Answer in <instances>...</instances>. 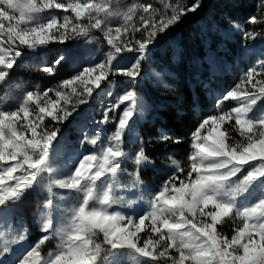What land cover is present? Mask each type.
<instances>
[{
  "label": "snow or ice",
  "instance_id": "obj_1",
  "mask_svg": "<svg viewBox=\"0 0 264 264\" xmlns=\"http://www.w3.org/2000/svg\"><path fill=\"white\" fill-rule=\"evenodd\" d=\"M200 4L201 0H194L191 6H187L177 0L175 4L166 5L163 12L153 9L150 4L142 9L130 8L123 15L125 33L137 11L145 14L141 15L140 20L146 35L136 40L133 46L121 37L120 27L113 30L107 25L108 18L118 14L112 10L110 0H68L67 3L64 0H0V37H6L0 39V82L6 80L9 70L23 55L20 46L35 51L50 41L64 42L75 38L66 34L69 26L77 36H87L92 29L100 30L112 50L107 53L105 62L84 68L71 79L64 80L55 91L57 98H62L67 105L72 95L76 94L80 104L86 103L80 96L86 92L90 97L94 89L87 86L85 74L98 69L100 74L91 82L95 88H100L101 81L107 79L110 73L127 78L126 90L118 95L116 103H109L102 109L103 119L96 122L108 123L109 113L123 105L118 118H113L118 119L115 131L106 144L100 145L98 152L81 154L82 158L74 161V170L65 178L49 180V196L40 210L44 234L11 264H121L119 257L124 254L122 250H126L136 264H141L142 258H150L155 264L161 260L163 264H264V114L249 115L252 107L264 98V80L255 79L260 75L255 67L250 68L242 78V82L250 84L254 91H246L238 85L217 101L218 104L221 99L243 101L241 107L233 109L235 124L244 138L242 142L226 143L224 132L213 136L225 121V115L204 119L192 134L194 151L190 156L192 163L187 182L181 180L180 186L176 187L177 173L174 172L169 181L149 199V210L138 217V223L135 217L108 211L117 202L112 191L117 184V174L122 171L121 163L134 159L137 172L132 186L135 187L139 184V166L148 162L143 147L134 157H130L121 147L125 131L137 122L136 117L143 115V101L133 90L141 76V61L151 50L150 46L157 43L159 35L182 22L188 13L196 12ZM50 9L71 10L77 21L86 19L87 23L72 24L67 15L59 25L55 15L41 21L40 14ZM15 13L19 14L18 18ZM5 21H8L7 26ZM249 22L258 21L253 16ZM230 23L234 29L241 30L235 22ZM113 32L120 39H115ZM243 35L255 39L254 33L244 32ZM124 52L134 54L132 61L123 67H115L113 61ZM62 60L63 57L58 58L55 64ZM42 71L52 74L54 66H44ZM155 75L159 77L161 73L156 72ZM76 82L85 85L79 94L74 86ZM69 87L72 89L70 93L60 90ZM49 91H28L17 110L0 108V222H8L3 210L21 201L37 183L40 174L48 169L49 150L59 129L45 128V116L62 122L76 110L73 104L71 110L61 107L54 111L49 105L58 101L49 98ZM33 113L34 119L31 118ZM227 118L232 119L233 116ZM202 130H206L207 135H203ZM28 132L31 133L30 138L26 135ZM99 138V129L92 134L84 129L80 144L95 148ZM160 139L169 140L171 137L162 132ZM209 140L212 142L208 143ZM9 161L13 163L9 164ZM252 162H258V165ZM245 165L249 166L247 174L234 185L231 178L241 173ZM193 172L196 174L194 180L190 179ZM108 177H111L110 181ZM97 182H100L99 186ZM53 185L77 194L76 202L63 210L59 227L51 218L54 207L52 196L55 195ZM241 194H246L245 203L237 207L235 198ZM209 205L211 210L205 212ZM232 215L241 219L243 226L237 227L235 234L228 238L217 231L216 225L223 222L222 218ZM198 217H205V220ZM207 217H211V222H207ZM146 220L151 221V233L159 234V238L153 239L149 234L140 246L138 233L144 230ZM129 225H133L135 231ZM26 231L16 232L10 240H4L0 246V257L12 255L15 249L9 245L26 241ZM101 234L102 241L98 243L95 238ZM53 238L60 241L57 251L45 259L41 255V246ZM172 248L178 256L168 254ZM102 253L107 255L102 257ZM0 264H4V260L0 259Z\"/></svg>",
  "mask_w": 264,
  "mask_h": 264
},
{
  "label": "rangeland",
  "instance_id": "obj_2",
  "mask_svg": "<svg viewBox=\"0 0 264 264\" xmlns=\"http://www.w3.org/2000/svg\"><path fill=\"white\" fill-rule=\"evenodd\" d=\"M216 1L201 0L200 7L196 12L188 13L182 18V22L172 26L165 34L157 37V43L150 46L151 50L141 61V76L133 90L143 101V115L136 117L137 122L125 131L121 143L123 151L128 153L130 157H134L141 147L145 153L146 145L151 142V139L142 137L140 127L158 118L160 110H165L170 99L169 96L173 92L172 83L182 84V86L190 89L197 88L205 98L204 106L201 109L196 108V116L200 117L197 121L198 126L206 118L225 115V121L220 125L218 132L213 133V136H218L219 132H224L228 144H237L243 141L244 138L241 137L238 126L235 124L233 113V109L241 107L243 101L232 99L224 101L221 99L219 104L217 101L218 98H222L223 95L238 85L246 91H254L250 84L242 82V78L245 77L250 68L255 67L260 73L259 76L255 77L256 80H264V63H262L264 62V29L255 35V39L250 37L246 43L238 41L237 36L242 31V25L238 24L241 30L234 29L226 14L215 9ZM64 2L67 3L68 0H64ZM110 2L112 10L118 14L110 16L107 25L113 30L120 27L121 37L135 46V41L143 39L146 35L140 20L141 15L145 14L142 11H137L128 24L126 33L123 28L125 23L123 15L130 8L142 9L143 6L149 4L153 9L163 12L166 5L175 4L177 0H110ZM178 2L191 6L194 0H178ZM15 15L18 18L19 14L15 13ZM49 15L57 17L58 25L63 23L65 15L70 17L72 24L87 23L86 19L77 21L71 10L65 12L63 9L47 10L40 14L39 19L44 21ZM201 16H204L205 24L201 22ZM7 24L8 21H5L6 26ZM135 29L140 30L136 31ZM66 34L75 38H69L64 42L50 41L46 46L39 47L35 51L20 46L23 49V55L17 59L13 69L9 70L6 80L0 82V108L4 110H17L28 91L42 93L45 90H51L49 91V98L54 102L58 101V103L49 105L54 111H58L61 107H67L71 110L73 104L76 105L73 115L62 122L53 121L50 116L44 118L43 126L49 130L59 129V133L49 150L48 169L40 174L37 183L25 193L21 201L9 205L7 209L3 210L7 214L8 222H0V246L4 240H10L16 232L27 230L26 241L17 242L16 245L10 244L9 247L15 249L14 253L0 257L4 260V264H11L12 260L25 253L44 234L42 232L43 217L40 210L49 196L47 191L49 180L65 178L70 171L74 170V161L77 158H82L81 154L87 155L98 152L100 145L106 144L108 138L115 131L118 119L114 120L113 118H118L123 108L121 105L115 112H110L108 123H96L103 119L102 109L107 107L109 103H116V98L126 90L127 86V78L110 73L107 79L101 81L100 88H95L91 82L100 74L99 69L91 74H85L88 80L87 86L94 89L90 97L86 92L80 96L81 99L87 101L86 103L80 104L76 94L72 95L67 105L64 104L62 98L55 96V91L59 89L64 80L71 79L84 68L94 67L96 64L105 62L107 53L112 50L100 30L92 29L87 36H77L71 32L69 26ZM113 37L120 39V37H115L114 32ZM0 39H6V37H0ZM16 43L19 44L18 41ZM196 43L201 46H197ZM133 56V53H121L113 61V65L123 67L132 61ZM60 57H63V60L56 65L55 62ZM44 66H54V72L52 74L43 72ZM191 71L195 75V81ZM156 72L161 73V75L157 77ZM202 74L204 76L201 77ZM165 84L168 87H164ZM74 86H76V93L79 94L85 85L76 82ZM60 90L67 93L72 91L71 87ZM109 93L112 95H108ZM32 107L34 108L35 105L33 104ZM201 110L204 115H202ZM261 114H264V98L259 100L249 113L250 116ZM229 115H232L233 118L228 119ZM31 118H35V113ZM84 129H87L90 134L97 129L100 130L99 142L95 148L92 145L81 146L80 141ZM37 131L39 132L40 129L38 128ZM158 133V140L160 141L161 130H158ZM192 134L190 135V143L183 150L165 153V157L158 161H154L145 155L148 162L139 166V184L135 187L132 184L135 180L134 174L137 172V165L134 159L124 160L121 163L122 171L116 177L117 184L112 191L113 198L117 202L113 203L108 211L119 212L127 217H135L138 223V217L149 210V199L162 188L165 182L169 181V177L174 172L177 173L176 187L180 186L181 180L187 182L192 163L190 156L194 151ZM202 134L207 135V131L202 130ZM26 135L31 137L30 132ZM211 142V140L208 141V143ZM8 163L13 162L9 161ZM252 163L258 165V162ZM177 164L179 168H177ZM181 169L182 171H180ZM248 170L249 166L245 165L241 173L231 178L233 184L235 185L242 180ZM143 176H150L151 179L145 180ZM195 177L196 174L193 172L190 179L194 180ZM108 180L110 181L111 177H108ZM97 184L99 186L100 182ZM169 186L171 187V184ZM53 193L55 195L52 196L54 207L51 211V218L53 223L59 227L63 210L76 202L77 194L59 189L55 185H53ZM245 196L246 194H241L235 198L237 207H241L245 203ZM209 210H211V205L204 209L205 212ZM197 219L205 220V217H198ZM206 220L211 222V217H207ZM222 221V223H217L216 229L228 238L235 234L237 227L243 226V221L235 215L224 217ZM28 224L34 228L35 234L31 236V239H28L31 232ZM128 227L135 231L133 225ZM164 232L167 235L166 230ZM149 234L152 235L153 239L159 238V234L151 233V221L146 220L144 230L138 233L141 238L140 246ZM95 239L96 242H101L102 234ZM59 243V238H53L46 245L41 246L42 257L47 259L50 253L57 251ZM122 251L124 254L119 257L121 264H136V261L127 255L126 250ZM168 254L170 256L179 255L174 248L169 249ZM106 255L107 253H102V257ZM108 259L111 260L112 257L109 256ZM141 264H155V262H151L150 258H142ZM159 264H163V261L161 260Z\"/></svg>",
  "mask_w": 264,
  "mask_h": 264
},
{
  "label": "trees",
  "instance_id": "obj_3",
  "mask_svg": "<svg viewBox=\"0 0 264 264\" xmlns=\"http://www.w3.org/2000/svg\"><path fill=\"white\" fill-rule=\"evenodd\" d=\"M215 9L223 11L231 22L242 25V31L237 36L238 41L246 43V40L250 38L245 37L244 32L257 35L264 29V0H217ZM253 16L256 17L257 23L249 22ZM200 20L205 24L204 16H201ZM192 75L195 81V75L193 73ZM172 84L173 92L169 96L165 110H160L158 118L140 127L142 137L151 139V142L146 145L145 155L154 161L165 157V153L183 150L188 146L190 135L196 130L197 121L200 118L196 116V108L201 109L204 106L205 98L199 89H190L182 84ZM158 130L166 133L171 139L159 141L160 131L158 133ZM143 178L151 179L150 176H143ZM28 227L31 230L28 239H31V236L35 234L34 228L31 224H28Z\"/></svg>",
  "mask_w": 264,
  "mask_h": 264
}]
</instances>
